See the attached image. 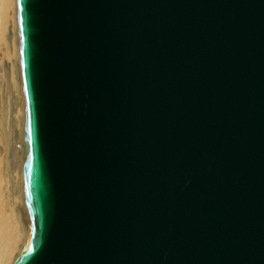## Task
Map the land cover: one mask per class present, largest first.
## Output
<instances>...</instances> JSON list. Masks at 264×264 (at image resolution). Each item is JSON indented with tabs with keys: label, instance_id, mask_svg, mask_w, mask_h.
Masks as SVG:
<instances>
[{
	"label": "water",
	"instance_id": "1",
	"mask_svg": "<svg viewBox=\"0 0 264 264\" xmlns=\"http://www.w3.org/2000/svg\"><path fill=\"white\" fill-rule=\"evenodd\" d=\"M16 8L13 264H264V0Z\"/></svg>",
	"mask_w": 264,
	"mask_h": 264
},
{
	"label": "bare ground",
	"instance_id": "2",
	"mask_svg": "<svg viewBox=\"0 0 264 264\" xmlns=\"http://www.w3.org/2000/svg\"><path fill=\"white\" fill-rule=\"evenodd\" d=\"M24 150L25 104L16 0H0V264H13L29 237Z\"/></svg>",
	"mask_w": 264,
	"mask_h": 264
}]
</instances>
